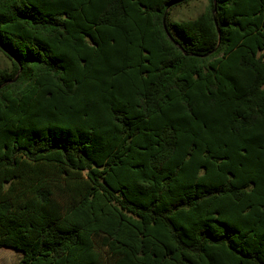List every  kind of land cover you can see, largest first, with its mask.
I'll list each match as a JSON object with an SVG mask.
<instances>
[{"label":"trees","instance_id":"16d2710c","mask_svg":"<svg viewBox=\"0 0 264 264\" xmlns=\"http://www.w3.org/2000/svg\"><path fill=\"white\" fill-rule=\"evenodd\" d=\"M177 1L0 0L17 264H264V0Z\"/></svg>","mask_w":264,"mask_h":264},{"label":"rangeland","instance_id":"374dc122","mask_svg":"<svg viewBox=\"0 0 264 264\" xmlns=\"http://www.w3.org/2000/svg\"><path fill=\"white\" fill-rule=\"evenodd\" d=\"M206 5L205 0H190L187 4L177 6L171 12L172 21L194 19L200 15ZM9 61L0 53V69L7 68ZM21 253L9 248L0 247V264H17Z\"/></svg>","mask_w":264,"mask_h":264},{"label":"water","instance_id":"95a60500","mask_svg":"<svg viewBox=\"0 0 264 264\" xmlns=\"http://www.w3.org/2000/svg\"><path fill=\"white\" fill-rule=\"evenodd\" d=\"M184 1H188V0H178L177 3L184 2ZM163 24H164V20H163ZM169 38L171 39V37H169Z\"/></svg>","mask_w":264,"mask_h":264}]
</instances>
